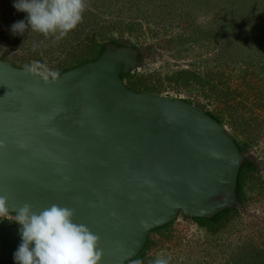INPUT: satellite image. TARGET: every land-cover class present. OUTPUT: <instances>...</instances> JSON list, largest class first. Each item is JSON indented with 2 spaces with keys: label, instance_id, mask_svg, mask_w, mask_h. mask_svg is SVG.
<instances>
[{
  "label": "water",
  "instance_id": "obj_1",
  "mask_svg": "<svg viewBox=\"0 0 264 264\" xmlns=\"http://www.w3.org/2000/svg\"><path fill=\"white\" fill-rule=\"evenodd\" d=\"M132 45L106 41L96 59L45 82L0 59V196L7 213L73 209L98 236L99 264H126L149 232L177 216L211 218L236 206L247 158L196 104L136 91ZM19 225L0 217V264H15Z\"/></svg>",
  "mask_w": 264,
  "mask_h": 264
},
{
  "label": "rangeland",
  "instance_id": "obj_2",
  "mask_svg": "<svg viewBox=\"0 0 264 264\" xmlns=\"http://www.w3.org/2000/svg\"><path fill=\"white\" fill-rule=\"evenodd\" d=\"M12 3L0 0V45L7 46L0 59L19 67L39 61L59 71L93 57L110 37L129 41L145 60L124 78L127 87L203 103L222 116L231 137L249 142L259 170L247 179L245 205L233 219L212 234L179 215L168 230L151 235L141 259L126 264L157 258L167 264H263L264 51L258 41L264 42V0H86L82 22L65 37L29 30L23 44L17 35L8 39L10 25L25 14ZM0 217L15 220L10 213Z\"/></svg>",
  "mask_w": 264,
  "mask_h": 264
},
{
  "label": "clouds",
  "instance_id": "obj_3",
  "mask_svg": "<svg viewBox=\"0 0 264 264\" xmlns=\"http://www.w3.org/2000/svg\"><path fill=\"white\" fill-rule=\"evenodd\" d=\"M12 7L25 13V19L10 25L13 36L30 30L59 40L82 22L87 5L86 0H13ZM23 70L39 75L45 82L55 81L59 75L57 70L39 61L26 64ZM8 210L7 198L0 196V215ZM73 216V209L57 204L36 212L25 203L15 210L14 223L20 226L21 239L13 253L15 264H99L98 236L86 225L76 223ZM153 264H167V261L157 258Z\"/></svg>",
  "mask_w": 264,
  "mask_h": 264
},
{
  "label": "trees",
  "instance_id": "obj_4",
  "mask_svg": "<svg viewBox=\"0 0 264 264\" xmlns=\"http://www.w3.org/2000/svg\"><path fill=\"white\" fill-rule=\"evenodd\" d=\"M24 18H25V14L22 16V18L20 20H22ZM236 22H238L240 24L239 27L243 28V26H244V18L243 17H242V19H240V16H239V18L237 17ZM26 33H24L22 35H17V37H19L17 39V41H16V36L12 35L11 39L8 36L7 37H8V39L10 41H16L17 43L19 41V42L22 43V41H21L22 39L24 40V38H28V36H31V34H29V32L26 31ZM242 33L246 34V32L243 30V31L239 32V35L242 34ZM239 35L237 36L238 37V41H241L243 38L241 37V35L240 36ZM250 36H251V33L248 34V35H245V37H247V38L249 37V39H251ZM83 39L84 38H82L81 40H83ZM108 41H110L111 43L120 45V46L121 45H132V46H134L133 44H130L129 41H124L122 39H118V38H114V37H110L108 39ZM251 41H253V40H251ZM104 43H105L104 41L102 43H99V45L97 47V54L94 55L93 57H90V58H77L74 64L69 65L67 67H64V68L60 69L58 72L60 73V72L66 70L68 68H71V67H74V66H78V65H80V64H82V63H84L86 61H89V60L96 59L97 56L100 54V52L102 50V46L104 45ZM253 44H254V41H253L252 45ZM258 44L261 47L262 52H263L264 51V42H263V40L262 41H258ZM134 47L137 48L136 46H134ZM130 73L131 72H128L126 74H122L121 78L122 79L126 78V76H129ZM180 74L181 73H178V77H180ZM186 101H188L190 103L192 102V103L198 105L199 107L204 109L208 114H210L213 118H215L217 121H219L221 124H223L222 116L214 114V113L208 111L206 106H205V104L199 103L198 101L197 102H193V101H190V100H186ZM233 139H234L236 145L238 146L239 150L243 154L247 155V158L244 160V162L240 166L238 177H237L236 198H237V201H238L237 203L238 204L236 206H234V207L227 208V209L219 211L218 213H216L211 218H194V217L193 218L192 217L189 218L199 228L204 229L207 233L214 234L216 231L218 232L219 230H221L225 226L226 223H228L231 219H233L239 213V210L245 205V201H246V198H247L245 196L244 185H245L247 179H251L253 177V173L259 170V165L255 161V157L253 156L252 153H250L248 151L249 142H247V141H242L241 142V141H238L236 138H233ZM10 214H13V213H10ZM13 215H15V214H13ZM173 221H171V222H169V223H167V224H165L163 226H160V227H157V228L151 230L149 232L148 236H147L146 242H145L142 250L133 259H131L129 262H134V261H137V260L141 259L142 256L144 255V253L146 252V250L153 243V241L151 239V235L153 233H161V232H163L165 230H168L169 227L171 226V224L173 223ZM257 260H255V261H257Z\"/></svg>",
  "mask_w": 264,
  "mask_h": 264
}]
</instances>
